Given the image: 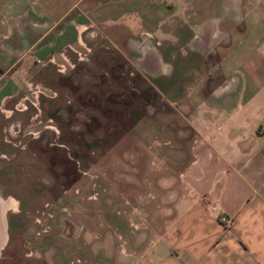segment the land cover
<instances>
[{
    "label": "rangeland",
    "instance_id": "obj_1",
    "mask_svg": "<svg viewBox=\"0 0 264 264\" xmlns=\"http://www.w3.org/2000/svg\"><path fill=\"white\" fill-rule=\"evenodd\" d=\"M107 1L0 0L1 21L13 27L0 36V59L13 63L16 83L0 106V200L14 201L0 211V264H129L148 223L172 214L171 179L191 158L194 129L216 133L219 111L260 105L252 96L264 85L240 89L231 78L264 55V0H247L236 22L222 0H173L183 39L185 25L196 42L218 19L207 45L222 47L175 52L173 75L158 85L137 65L125 30L91 17ZM75 14L80 42L57 53L73 40L70 26L57 29ZM40 49L43 58L31 55Z\"/></svg>",
    "mask_w": 264,
    "mask_h": 264
},
{
    "label": "crops",
    "instance_id": "obj_2",
    "mask_svg": "<svg viewBox=\"0 0 264 264\" xmlns=\"http://www.w3.org/2000/svg\"><path fill=\"white\" fill-rule=\"evenodd\" d=\"M247 2L222 0V10L236 22L240 14L243 19L246 16ZM178 6L173 0H111L99 3L90 12L95 21L113 22L125 30L128 37L125 44L130 52L136 53L137 65L154 77L158 85L173 75L167 64L175 52L184 47L191 52L222 47L218 41L211 48L207 45L211 38L209 30L219 25L218 19H210L209 36L207 32L199 34L196 42L193 39L198 34L193 36L185 25L187 33L183 39ZM1 7L0 4V12ZM78 18L75 14V23L72 20V25L58 27V33H63L70 26L73 40L60 44L57 53L80 42ZM49 25L48 22L41 27ZM12 28L5 27L0 18V36L12 37ZM182 39L187 45L180 43ZM40 51L43 49L31 55L43 58ZM255 60L247 58L245 65L237 67L239 77L231 78L240 89L245 82L264 85V55ZM2 62L0 59V106L16 91L15 79L9 72L13 63L2 65ZM225 79L223 82L228 83V78ZM213 93H218L215 88L208 95ZM252 97L260 103L253 113L225 114L222 110L217 115L221 120L216 133L205 129L209 124H205V130L194 129L191 158L179 169L180 177L171 179L175 182L169 193L175 197L172 214L161 221L156 215L148 223L150 233L143 231L140 235L146 243L136 257L128 258L129 264H264V95ZM161 182L167 180L163 178ZM220 213L230 216L229 225L220 221Z\"/></svg>",
    "mask_w": 264,
    "mask_h": 264
},
{
    "label": "bare ground",
    "instance_id": "obj_3",
    "mask_svg": "<svg viewBox=\"0 0 264 264\" xmlns=\"http://www.w3.org/2000/svg\"><path fill=\"white\" fill-rule=\"evenodd\" d=\"M5 209H6V204H5V202L2 201V200H0V211H1V213H2ZM4 227H5V226H4V224H3L2 228L0 227V229L4 231ZM4 239H5V233L3 232L2 235H0V247H1V245L3 244V242H4Z\"/></svg>",
    "mask_w": 264,
    "mask_h": 264
},
{
    "label": "built area",
    "instance_id": "obj_4",
    "mask_svg": "<svg viewBox=\"0 0 264 264\" xmlns=\"http://www.w3.org/2000/svg\"><path fill=\"white\" fill-rule=\"evenodd\" d=\"M218 217L220 221L225 225H229L231 223V218L226 213H220Z\"/></svg>",
    "mask_w": 264,
    "mask_h": 264
},
{
    "label": "flooded vegetation",
    "instance_id": "obj_5",
    "mask_svg": "<svg viewBox=\"0 0 264 264\" xmlns=\"http://www.w3.org/2000/svg\"><path fill=\"white\" fill-rule=\"evenodd\" d=\"M5 202V201H4ZM6 208H8L9 206H12L14 204V201H12L11 199H8L6 202Z\"/></svg>",
    "mask_w": 264,
    "mask_h": 264
}]
</instances>
